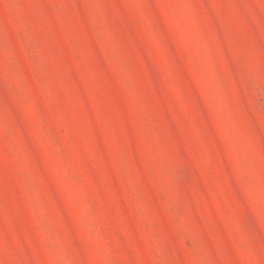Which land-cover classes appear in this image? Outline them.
Here are the masks:
<instances>
[{
  "label": "rangeland",
  "instance_id": "rangeland-1",
  "mask_svg": "<svg viewBox=\"0 0 264 264\" xmlns=\"http://www.w3.org/2000/svg\"><path fill=\"white\" fill-rule=\"evenodd\" d=\"M0 264H264V0H0Z\"/></svg>",
  "mask_w": 264,
  "mask_h": 264
}]
</instances>
